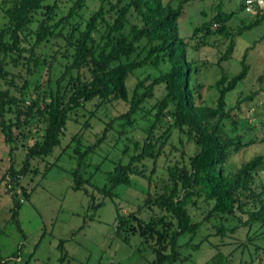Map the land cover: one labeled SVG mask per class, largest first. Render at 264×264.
<instances>
[{
	"label": "trees",
	"instance_id": "16d2710c",
	"mask_svg": "<svg viewBox=\"0 0 264 264\" xmlns=\"http://www.w3.org/2000/svg\"><path fill=\"white\" fill-rule=\"evenodd\" d=\"M189 1L181 0L175 6L170 0H68L69 4L64 0H0V132L10 145V165L1 180H7L11 191L21 177L35 172L31 161L47 156L60 144L67 122L78 111L87 112L81 124L86 129L102 108L126 105L120 114L103 122L94 142L84 145L79 133L72 136L77 159L71 172L73 189L87 192L85 185L91 184L82 167L106 142L108 133H116L117 142L128 127L139 119L145 121L139 139L123 138L125 159L112 162L107 184L98 191L111 196L117 185H130L133 176L145 181L143 204L127 215L116 209V222L119 231L138 235L152 251L154 259L149 264L190 260V254L182 255L179 239L195 235L202 225L188 212L196 198L211 203L205 219L214 216L222 221L213 226L221 237L239 227L264 228V187L254 190L251 186L253 175L264 165L263 156L255 155L236 169L225 170L231 152L255 143L254 139L242 142L239 136H229L223 125L225 120L236 124L226 96L249 72L246 52L238 73L229 77L220 66L230 59L235 37L264 19V9L253 21L232 30L227 21L234 12L214 7L210 19L184 38L178 32V19ZM90 3L94 7L86 16ZM241 7L244 9L243 2ZM219 45L225 49H218L221 56L216 64L221 67V77L213 84L218 97L212 107L204 104L203 85L195 78L209 61L189 53ZM139 70L146 74L136 77L129 91L128 82ZM256 94L250 93L243 101ZM152 98L156 101L146 110L145 104ZM89 103L92 108H87ZM115 122L118 129L113 127ZM175 131L181 146L173 148L179 157L166 167V179L158 182L154 178L158 160ZM188 144L194 145L193 154H187ZM19 146L24 148L25 158L16 169L12 155ZM24 195L28 196L25 190ZM12 199L14 217L17 202L14 195ZM154 208L160 214L147 221L137 215L142 209ZM228 217L237 219L238 225L225 227L223 221ZM226 260L217 251L206 264H229Z\"/></svg>",
	"mask_w": 264,
	"mask_h": 264
},
{
	"label": "rangeland",
	"instance_id": "374dc122",
	"mask_svg": "<svg viewBox=\"0 0 264 264\" xmlns=\"http://www.w3.org/2000/svg\"><path fill=\"white\" fill-rule=\"evenodd\" d=\"M64 1L69 4L68 0ZM170 1L177 6L181 0ZM241 3L242 0H190L184 4L178 19L179 35L190 37L195 27L210 19L214 7L224 12H234L227 21L230 29L236 30L248 24L256 15L247 13ZM93 7L94 4L90 3L86 16ZM1 16L0 10V23ZM217 26L214 24L213 28ZM218 49L224 51L225 45H219L217 49L200 48L189 53L190 57L204 56L209 61L206 69L195 76L196 82L203 85L201 92L205 105H216L218 92L213 84L221 77V67L229 77L238 73L241 69L240 60L246 52V63L250 68L246 78L226 96L227 108L233 109L230 114L236 124L225 120L223 125L229 136H239L242 142L254 139L255 143L231 152L225 166V170L229 171L255 155H262L264 161V19L235 37L234 51L230 59L220 62L221 67L216 64L221 56ZM145 74L146 70L136 72L135 77L128 82L129 91L136 77L143 78ZM253 92L257 94L252 100L243 101ZM161 94V90H158L157 97ZM155 101L154 98L150 99L145 109H150ZM91 106L92 103H89L87 108ZM126 108L122 103L102 108L86 129L81 128V124L86 120L87 112L80 110L77 116L73 114L72 119L78 122H67L60 144L47 156L32 160L31 169L35 172L21 177L19 185H12L11 191L7 180H1L10 165V145L0 132V264H149L154 259L152 251L138 235L119 231L116 222V209L127 215L143 204L145 181L133 176L130 185H117L111 196L98 191V188L107 184L106 173L113 168L112 162L125 159L121 154L123 138L139 139L141 129L146 126L145 121L139 119L132 127H128L126 134L117 142L114 141L117 134L108 133L106 142L86 158V164L82 167L83 176L90 179L91 185H85L87 192L73 189L71 172L77 166V159L72 136L79 133L84 145L94 142L96 135L104 128L103 122H108ZM113 127L118 129V122ZM178 136L175 131L165 148L166 153L158 160L154 174L158 182L166 179V167L179 157V151L173 148L181 146ZM186 151L188 155L193 154L194 145L188 144ZM12 156L15 168H20L25 158L24 148L19 146ZM253 176L252 188L259 190L261 186L264 187V165ZM24 190L28 193L27 197ZM13 195L17 202L14 217ZM195 200L194 206H188V212L194 221H201L202 225L195 235L186 234L179 239L182 255L190 254L191 258L178 264H206L217 251L227 257L229 264H264V228L258 225L250 230L239 227L237 231H227L221 237L213 226H218L222 221L214 216L205 219L211 203L205 202L202 197ZM157 214L160 212L154 208L142 209L137 215L147 221ZM243 218L246 219V215ZM223 223L227 228L238 225L237 219L232 217ZM185 243L190 245L187 247L183 245ZM195 244H200L198 249L192 248Z\"/></svg>",
	"mask_w": 264,
	"mask_h": 264
},
{
	"label": "built area",
	"instance_id": "2783aa9c",
	"mask_svg": "<svg viewBox=\"0 0 264 264\" xmlns=\"http://www.w3.org/2000/svg\"><path fill=\"white\" fill-rule=\"evenodd\" d=\"M242 2L244 10L251 15H255L264 9V0H243Z\"/></svg>",
	"mask_w": 264,
	"mask_h": 264
}]
</instances>
